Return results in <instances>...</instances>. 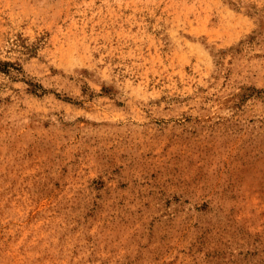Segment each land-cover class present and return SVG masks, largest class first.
Returning <instances> with one entry per match:
<instances>
[{
  "label": "rangeland",
  "instance_id": "1",
  "mask_svg": "<svg viewBox=\"0 0 264 264\" xmlns=\"http://www.w3.org/2000/svg\"><path fill=\"white\" fill-rule=\"evenodd\" d=\"M0 264H264V0H0Z\"/></svg>",
  "mask_w": 264,
  "mask_h": 264
}]
</instances>
